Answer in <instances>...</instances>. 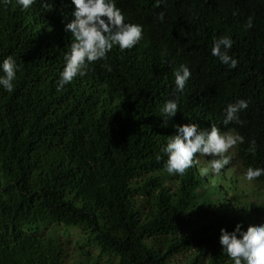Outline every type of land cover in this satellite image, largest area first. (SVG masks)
<instances>
[{
    "label": "trees",
    "instance_id": "16d2710c",
    "mask_svg": "<svg viewBox=\"0 0 264 264\" xmlns=\"http://www.w3.org/2000/svg\"><path fill=\"white\" fill-rule=\"evenodd\" d=\"M115 3L126 22L142 25L140 42L114 47L61 92L71 0H35L28 10L12 0L0 9V60L21 65L13 92L0 88V264H67L53 224L77 227L81 245L116 264H231L220 228L264 223V201L248 199L229 167L236 159L243 171L264 168V0ZM219 36L234 41L235 68L211 55ZM181 63L191 76L172 123L244 137L219 175L202 176L207 163L198 162L169 176L156 160L174 133L171 123L159 126V108L175 93ZM238 99L248 102L243 123L223 125V108ZM253 182L264 186V176Z\"/></svg>",
    "mask_w": 264,
    "mask_h": 264
},
{
    "label": "clouds",
    "instance_id": "9594fccd",
    "mask_svg": "<svg viewBox=\"0 0 264 264\" xmlns=\"http://www.w3.org/2000/svg\"><path fill=\"white\" fill-rule=\"evenodd\" d=\"M12 0H0V9L10 5ZM35 0H15L21 10H28ZM72 19L64 25L65 31L71 33L70 43L63 53V67L55 82L56 91L61 92L70 85L77 76H84L89 65L96 61H106L114 47L120 51L132 49L142 38V25L129 23L121 10L116 7L115 0H71ZM163 20V13L157 17ZM252 17L246 18L244 29L252 27ZM234 41L230 36H219L212 42L211 55L228 68H235L238 61L229 55ZM101 67L111 71L110 65ZM21 65L8 55L0 60V88L11 93L14 81ZM175 93L172 98L162 102L159 113L162 118L160 127L167 128L171 123L174 133L166 140L161 149L162 155L156 160L163 161L162 169L169 176H182L192 168L197 156L208 158L206 166L200 169L202 176L219 175L230 164V149L244 143V137L230 130L222 132L216 125L202 128L197 123H172L178 112L179 97L184 93L185 85L191 76L189 67L181 63L173 70ZM248 102L238 99L228 103L222 110V124L240 125V112L246 109ZM254 143V142H252ZM264 176V168L247 166L243 179L247 182L259 180ZM219 244L231 264H264V223L249 226L247 230L237 223L232 231L220 228Z\"/></svg>",
    "mask_w": 264,
    "mask_h": 264
},
{
    "label": "rangeland",
    "instance_id": "374dc122",
    "mask_svg": "<svg viewBox=\"0 0 264 264\" xmlns=\"http://www.w3.org/2000/svg\"><path fill=\"white\" fill-rule=\"evenodd\" d=\"M231 155V157L235 154V148L230 149L229 153L227 155ZM226 155V153H225ZM234 157V156H233ZM201 165H205L208 163V158L197 156L195 158V165L197 163ZM229 167L232 168L231 171L233 173H236L238 177L237 186L242 188L243 190H246L248 192V199H253L255 202H261L264 201V197L261 196V192L255 193L254 191L256 189H260L264 191V186L262 185H256L254 182H247L243 179V170L238 163L236 159L232 161V163L229 165ZM230 171V168L227 169ZM256 195L253 196L252 195ZM51 233L61 238L64 242H66V248L68 249V255L69 258L67 260V264H93L94 259L99 256V261L96 264H116V257L109 256L106 254L99 253V249L95 247L92 243H88L86 245H81L85 242L84 235L80 232V230L75 226H68L64 227L63 225H51ZM80 247V248H79ZM94 260V261H93Z\"/></svg>",
    "mask_w": 264,
    "mask_h": 264
}]
</instances>
